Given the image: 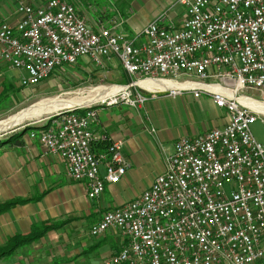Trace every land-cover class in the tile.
<instances>
[{
	"label": "built area",
	"instance_id": "2783aa9c",
	"mask_svg": "<svg viewBox=\"0 0 264 264\" xmlns=\"http://www.w3.org/2000/svg\"><path fill=\"white\" fill-rule=\"evenodd\" d=\"M177 4L184 7L178 28L165 13L129 38L93 30L66 0H19L15 24L0 21V62L23 73L20 86L29 88L80 58L97 68L116 59L133 81L107 107L139 110L165 93L209 96L227 112L226 126L178 140L150 187L104 213L89 234L113 230L125 239L103 264H255L264 260V143L251 132L258 119L264 131V113L252 107H264V0ZM140 82L182 88L150 91ZM96 112L83 107V115L29 135L65 164L69 180L83 184L90 201L129 168L121 141L94 152Z\"/></svg>",
	"mask_w": 264,
	"mask_h": 264
},
{
	"label": "crops",
	"instance_id": "0c3cea01",
	"mask_svg": "<svg viewBox=\"0 0 264 264\" xmlns=\"http://www.w3.org/2000/svg\"><path fill=\"white\" fill-rule=\"evenodd\" d=\"M18 1L0 0V21H6L12 26L15 24ZM66 1L75 7L93 30L106 28L129 38L138 36L146 25L165 14L163 8L167 9L170 6L172 8L178 2L164 0L163 7L160 8H152L145 4L146 8L149 7V10L145 11V18L135 16V13L128 9L130 11L127 17L119 13L118 17L106 19L104 10L99 12L94 9L95 2L100 0H87L89 3H82L81 0ZM104 3L106 4L105 1ZM128 4L139 7L137 0H129ZM166 15L176 28L180 26L176 24V17L173 14ZM108 64L113 68L112 76L118 78L121 75L116 69L118 63L114 60ZM120 69L123 71L121 65ZM6 72L14 71L0 62L1 85L4 84L0 97L3 101L13 96L12 82L7 81L4 76ZM165 95L175 98L180 94ZM157 96L150 99L157 100ZM193 99L191 105L180 103L172 108L173 114L183 123L177 120L178 127L159 131L158 137L165 144L160 149L148 140H144L143 145L129 143L133 138L132 134L136 133L135 128L142 124V120L136 119L133 114V108L118 104L96 110V122L90 126L95 138L94 152L101 153L110 142L121 141L122 154L129 168L119 183L106 185L102 196L94 201L87 199L83 184L69 180L65 164L58 157L45 154L36 140L27 138L21 139L19 145H0V206L17 203L0 213V249L12 245L16 237L27 236L35 227L58 224L55 230L48 231L40 239L20 245L11 255L1 258L0 264H103V261L117 254L125 244V239L113 230L105 232L98 238H92L89 234L90 228L104 213L125 205L146 191L153 181L141 193L129 194L134 180L141 178L142 173L147 168H152L155 161L161 166L160 172H155L154 178L164 172L165 158L173 152V146L178 140L198 138L211 130L223 128L228 123L227 112L214 108L212 100L206 104V100L200 97ZM115 106L117 114L113 112ZM141 110L134 111L139 113ZM207 110L212 113L211 125L201 131L195 126V121L200 118L208 119ZM151 130L150 132L140 130V133L149 134L152 133ZM255 264H264V260Z\"/></svg>",
	"mask_w": 264,
	"mask_h": 264
},
{
	"label": "rangeland",
	"instance_id": "374dc122",
	"mask_svg": "<svg viewBox=\"0 0 264 264\" xmlns=\"http://www.w3.org/2000/svg\"><path fill=\"white\" fill-rule=\"evenodd\" d=\"M81 1L82 3H87V2L89 3V1L87 0H81ZM104 1L106 2V4L104 3ZM128 2L129 0H119V1L100 0L98 2H95L96 4L94 5V9L99 12L104 10L106 14L105 15L106 19H112L113 17H118L119 13H121L123 17H127L129 15L128 11L130 10H132L133 13H135V16L140 15L141 18H145L144 17L145 11L149 10V7L160 8L163 7L164 4V0H137V5L139 7H135L128 4ZM145 4L149 7L146 8ZM87 5L91 6L90 4ZM174 5L172 6V8H170L171 7L170 6L167 9L166 8L163 9L165 10V13L173 14L176 17L175 19L176 24H181L182 17L184 15V7L177 5V3L175 6ZM146 19L148 20V18ZM139 41L145 42L146 39L144 37H141L139 38ZM114 60L118 63L116 69H118L121 73L120 76L115 73L116 75L119 76L118 78H114L112 76L111 71H113V68L109 66L110 64L106 65L104 68H96L86 58H80L77 61V63L73 66H64L63 68L55 70L41 83H39L34 87H29V88L20 86V79L22 75H19V73L16 72L4 73L6 80L12 82L13 96L7 101H3L0 97V122L5 121V119L6 120L9 119L10 117L18 114L22 110L27 109L28 107L34 105L35 103L41 100H46L51 98H59L65 100L85 98L87 97L88 93L99 87H112V86L122 87L127 84H130L132 80H130L128 76L125 75V73L120 69V64L118 60L113 59L111 62H113ZM1 84L2 83L0 79V93H1V88L4 85ZM165 94H159L156 97L157 100H152V99L148 100L142 106L143 110H141L142 108L139 109L141 110L139 113L134 111L137 109L133 108L134 109L132 111L133 114L136 116V119L142 120V124H139L135 128L136 133L132 134L133 138L129 142L130 144L143 145L144 144L143 141L148 140L157 149H160V147L164 146L165 144L162 143L158 137V135L160 134L159 131H164L165 129H172L175 126L178 127L179 124H177L178 123L177 120L179 121V123H183L178 117H176L173 114L174 110L172 108H174L176 105L180 103L191 105L192 102H194L192 95L188 93H182L180 95H177L175 98H171ZM243 94L250 97H256V94L251 92L249 93L246 92ZM200 99L206 100V104H209L208 101L211 102V98L204 94L200 95ZM108 102L109 100L106 101L105 103H96L89 106H96V110H101L103 107L107 106ZM113 108H114L113 112L117 114L118 113L116 109L117 107L115 106ZM214 108L217 109L215 104H214ZM122 109L128 110L125 108ZM67 111L69 110L53 113L51 115H46L40 118L39 120H32L29 122H25L24 124L15 127L12 130L0 134V142L7 140L8 138H11L10 140H13L12 136L14 137L19 134H21L20 140L27 138L29 139V135L34 130L23 132L25 128L27 127L40 128L43 124L51 122V120H54L55 118H59V116L61 117V115L63 113H66ZM210 112L208 110L206 111L209 117L208 119L205 120L200 118L195 121V126L201 131L204 128L209 127L211 125L212 113ZM53 117L55 118L53 119ZM41 129L42 128L38 130ZM151 129L154 130L153 133L148 134L146 132L145 133L143 132L142 135L140 133V130L141 131L148 130V132H150ZM251 132L259 143H264V131L262 129L260 119H258L257 122L251 126ZM160 166H161L160 163L155 161L151 166L152 168L150 167L147 168L142 173L141 178H136L134 180L133 186L131 190H129V194L132 195L133 193H141V191L153 181L154 176L156 175L155 172H160ZM80 222L81 220L79 221V223Z\"/></svg>",
	"mask_w": 264,
	"mask_h": 264
},
{
	"label": "bare ground",
	"instance_id": "6f19581e",
	"mask_svg": "<svg viewBox=\"0 0 264 264\" xmlns=\"http://www.w3.org/2000/svg\"><path fill=\"white\" fill-rule=\"evenodd\" d=\"M136 85L148 89L150 91L156 89L163 90H177L181 89L182 86L176 85L174 83H163V82H140ZM122 87L112 86V87H99L94 89L90 93H88L87 97L79 98V99H59V98H51L46 100H41L34 105L28 107L27 109L22 110L18 114L10 117L9 119H5V121L0 122V134L5 133L9 130H12L15 127H18L25 122H29L32 120H39L43 116L51 115L53 113L69 110L66 113H63L61 117L55 118L51 120V122L45 123L42 126L41 130L33 131L31 134L42 133L44 130L49 128V124L59 123L61 119H68L72 117H76L77 115H83V107H88L89 105H93L96 103H105L108 100L113 99L120 91H122ZM253 109L257 111H261L264 113V107L253 103ZM58 116V115H56ZM52 118V117H51Z\"/></svg>",
	"mask_w": 264,
	"mask_h": 264
},
{
	"label": "trees",
	"instance_id": "16d2710c",
	"mask_svg": "<svg viewBox=\"0 0 264 264\" xmlns=\"http://www.w3.org/2000/svg\"><path fill=\"white\" fill-rule=\"evenodd\" d=\"M40 128H30L27 127L25 128V131H31V130H38ZM15 137V138H14ZM12 136L13 140H10L11 138H8L7 140L1 141L0 145H19L21 143L20 138H21V134L16 135V136ZM17 203H9V204H5L3 206H0V213L5 211L6 209L11 208L12 206L16 205ZM58 227V224H52L49 226H41V227H35L31 230L30 234H28L27 236H22V237H16L13 240V244L10 246H7L5 248H1L0 249V259L7 257L9 255H11V253L20 245H24V244H28V243H32L38 239H40L42 237V235H44L45 233H47L50 230H55Z\"/></svg>",
	"mask_w": 264,
	"mask_h": 264
}]
</instances>
